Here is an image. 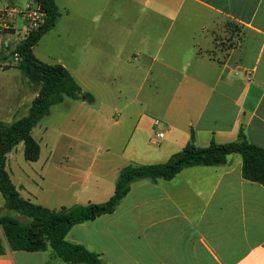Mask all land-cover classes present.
<instances>
[{
  "label": "crops",
  "instance_id": "0c3cea01",
  "mask_svg": "<svg viewBox=\"0 0 264 264\" xmlns=\"http://www.w3.org/2000/svg\"><path fill=\"white\" fill-rule=\"evenodd\" d=\"M56 3L60 18H71L66 45L74 59L57 63L94 103L100 95L91 86L102 85L104 105L114 113L109 121L126 137L123 154L77 148L54 172L47 169L50 153L43 163L31 162L37 168L15 173L23 177L19 184L9 164L12 151L6 169L23 198L49 209L104 203L122 168L166 163L192 134L196 146L206 148L236 141L242 129L264 148V0ZM9 39L0 31V53L10 48ZM221 39L225 47L216 46ZM100 52L105 63L139 75L131 97L125 87L113 91L112 77L98 84ZM38 93L17 65L0 59V121L25 116ZM69 102L88 103L67 98L61 104ZM242 165L232 155L224 165L188 168L170 181L138 182L114 213L75 226L67 239L101 254L106 264H264V185L246 180ZM48 189L56 196L40 201ZM3 207L0 198V214ZM0 264L64 263L48 251L8 250Z\"/></svg>",
  "mask_w": 264,
  "mask_h": 264
},
{
  "label": "trees",
  "instance_id": "16d2710c",
  "mask_svg": "<svg viewBox=\"0 0 264 264\" xmlns=\"http://www.w3.org/2000/svg\"><path fill=\"white\" fill-rule=\"evenodd\" d=\"M15 5L19 0H1ZM45 12L43 23L21 41L14 50L19 55L17 68L33 85L39 87L27 114L11 124L0 121V193L4 207L0 214V257L11 251H53L64 264H106L102 255L81 244L68 241L69 232L77 225L114 213L129 194L132 185L141 181H170L185 169L197 166H221L228 157L242 158L243 177L264 185V148L251 144L241 129L236 141L227 144L212 142L206 148L195 144L192 134L184 149L166 163L128 165L119 172L113 196L104 203L76 204L71 207L49 209L22 197L6 169L7 156L19 144H24V156L29 162L40 158L41 146L33 130L50 115L51 108L67 98L85 99L93 104L95 97L84 92L80 84L61 64L41 61L34 53L40 40L57 26L61 16L56 0H36ZM17 213L30 220L24 222L14 217Z\"/></svg>",
  "mask_w": 264,
  "mask_h": 264
},
{
  "label": "rangeland",
  "instance_id": "374dc122",
  "mask_svg": "<svg viewBox=\"0 0 264 264\" xmlns=\"http://www.w3.org/2000/svg\"><path fill=\"white\" fill-rule=\"evenodd\" d=\"M57 1L60 6H64L65 3L71 2V0ZM15 5H10L0 0L1 13L6 16L8 13L6 12L7 8L12 6L15 7ZM12 20L13 21L8 23L7 27L0 26L1 33L9 34V41H11L10 48L2 50L0 53V59L7 61L11 65H17L18 61L15 58L14 50L22 40L23 35L21 33L24 32V29L19 19L18 22L16 19ZM70 22V17L64 16L63 18H60L56 28L47 33L40 40L38 45L34 48V53L38 59L50 64H58L57 60L59 59H67L70 62L73 60L74 62L72 51L70 50V47L66 45L69 42ZM226 45L227 42L223 39L216 43V46L219 47H225ZM119 50L121 49L119 48ZM103 59L102 52H100L97 58V63H99V65H97L95 72L96 78L99 79L98 84H102L103 81L108 82L109 78L112 77L109 83L113 84V91L115 92L116 90L125 87V90L129 92V96L131 97L140 80L139 75L137 73L131 75L130 71H126L123 65L116 67L112 63H105ZM115 77H117L116 80L114 79ZM96 78H94V82H96ZM93 84L95 86L97 83ZM91 87L92 90L96 88L100 95V99L97 103H86L84 106L82 104H70L72 102H69V104H58L52 108L51 114L45 117L33 130V136L41 145V163L46 160L48 157L47 155H50V153L53 156L51 158L52 162L47 165V169L51 172H54L55 169L58 168L63 169L61 168V164H63L61 157L75 153L77 148H83L86 153L92 155L103 153L106 149H110L111 153L116 155L123 154L124 146L122 145L124 142L122 143V141L126 137V130H120L118 126H113L109 121V118L113 117L114 113L112 110H109V106L104 105L103 96L105 91H102V85ZM34 88L39 89L37 85H34ZM114 101L115 100L112 99L110 105L114 107L118 106L120 101L116 100V103H114ZM107 110H109V113ZM44 128H46V131L43 133L42 131ZM74 140H82L85 141L86 144L84 145L80 142H74ZM77 144H81V146H78ZM11 155L14 160L9 164L14 172V180L17 184L20 182L23 183V177L21 178L15 173L19 170L31 171L37 167H34L33 163L26 161L24 157L23 143L18 145ZM58 192L65 193V189H59ZM54 196H56V193H54L53 190L48 189V191L41 194L39 198L40 201L43 202L45 199L53 198ZM0 198L1 201L4 202L1 193ZM11 215L24 222H30L29 219L20 216L17 213L12 212ZM51 255L53 257L55 256L53 251L50 250L48 251V257H51Z\"/></svg>",
  "mask_w": 264,
  "mask_h": 264
},
{
  "label": "built area",
  "instance_id": "2783aa9c",
  "mask_svg": "<svg viewBox=\"0 0 264 264\" xmlns=\"http://www.w3.org/2000/svg\"><path fill=\"white\" fill-rule=\"evenodd\" d=\"M23 2L22 5L17 2L15 7L7 8L6 16L0 10V26L7 27L8 23L13 21L12 19H16L17 22L19 19L23 25V34L27 37L30 32L36 30L43 23L46 14L36 0H23ZM15 58L18 61L19 55L15 54ZM155 126H161V121H155ZM164 136V133L158 134L160 138Z\"/></svg>",
  "mask_w": 264,
  "mask_h": 264
}]
</instances>
